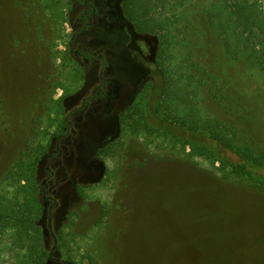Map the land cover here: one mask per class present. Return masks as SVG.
Returning a JSON list of instances; mask_svg holds the SVG:
<instances>
[{
	"label": "rangeland",
	"instance_id": "1",
	"mask_svg": "<svg viewBox=\"0 0 264 264\" xmlns=\"http://www.w3.org/2000/svg\"><path fill=\"white\" fill-rule=\"evenodd\" d=\"M124 2L95 0L93 27L80 32L73 0H0V192L6 186L3 174L20 151L46 145L35 166L37 223L50 251L46 264H264V192L248 186L246 177L224 180L202 157L196 163L186 160L181 148L155 150L154 144L130 136L122 122L124 112L142 101L149 67L159 63L166 38L136 30ZM143 2L157 3L155 17L172 23L167 46L172 54L178 49L180 59L202 66L238 100L234 123L255 152L264 151V33L255 26L233 31L224 0ZM249 2L261 11L264 24V0ZM218 21L228 24L225 33L212 27ZM76 50L111 53L101 68ZM176 61L173 56L171 64ZM100 73L116 80L118 94L109 107L104 97L96 113L93 101L80 111L84 97L100 83ZM56 100L62 112L50 110ZM207 106L205 96L202 109ZM114 114L120 132L100 149L101 130L113 123ZM67 117L69 129L76 131L69 132V149L76 153L78 176L76 186H54L60 173L51 179L48 195L57 205L48 227L41 182ZM64 196L68 208L60 218ZM11 243L6 234L0 238V264H16L15 251L4 248Z\"/></svg>",
	"mask_w": 264,
	"mask_h": 264
},
{
	"label": "trees",
	"instance_id": "2",
	"mask_svg": "<svg viewBox=\"0 0 264 264\" xmlns=\"http://www.w3.org/2000/svg\"><path fill=\"white\" fill-rule=\"evenodd\" d=\"M224 1L227 2L233 31L240 28L252 31L255 26L264 33L261 11L255 12V6L249 0ZM124 4L136 30L156 37L166 36L159 49V63L149 67L150 83L142 101L130 106L122 115L129 135L141 137L148 146L154 144L155 150L176 153L174 150L181 148V156L186 160L196 163L195 159L202 157L224 180L246 177L248 186L264 192V151L257 153L250 147L231 117L239 111L238 100L202 66L191 60L188 62L185 57L180 59L178 49L175 48L176 54H172L171 47H167L172 23L169 18L155 17L153 10L157 3L125 0ZM91 10L89 6L81 11L82 22L87 20ZM212 25L218 33H225L228 29V24L222 21ZM254 55L253 52L249 56ZM173 56L177 60L175 64H171ZM205 96L208 97V106L204 111L202 102ZM31 101L30 97L27 120L32 115ZM50 110L62 112L61 101L56 100ZM64 123L63 119L60 132ZM41 133L44 135V131ZM45 149L46 145L39 144L29 151L27 148L21 150L1 180L6 186L0 192V238L6 234L12 239L11 245L4 248L15 251L16 264H46L44 259L50 253L37 223L40 207L35 166ZM65 263L75 264L71 260Z\"/></svg>",
	"mask_w": 264,
	"mask_h": 264
},
{
	"label": "flooded vegetation",
	"instance_id": "3",
	"mask_svg": "<svg viewBox=\"0 0 264 264\" xmlns=\"http://www.w3.org/2000/svg\"><path fill=\"white\" fill-rule=\"evenodd\" d=\"M74 7L77 9V15L75 17V25L80 26L79 30L80 32H88L92 29V16L96 14L97 12V6L95 3V0H73ZM91 7V11L87 14V20L85 22H82L81 17H79V14L81 13L82 10L88 9L89 6ZM101 45L104 44L103 41L100 42ZM99 43V45H100ZM108 50H105V53H98L94 54L91 50L86 51V53H82L81 50H76L75 54L78 56H81L82 59L85 62H92L95 64H100L101 68L104 67L105 62L108 58ZM111 69V66H107V71ZM99 80L100 83L96 87V89H93L90 94L82 100L81 104V110L83 111L87 109L90 105L91 102H95L96 106L91 108L92 113H96L101 110V102L104 97L108 98V101L105 103L106 107L110 106V101L112 95H117L119 92L120 85L116 82V80H109L104 78V76L100 73L99 75ZM108 88V89H107ZM72 112V114H74ZM86 115H89V112L86 113ZM83 119V115L80 114L79 117L77 118V121L80 123ZM113 123L111 125H107L104 129L101 130L102 132V141H101V147H106L110 145L115 139L116 136L119 134L120 129H119V115L114 114L113 115ZM71 124V120H68V117L65 118V123L62 128V132L58 134L55 138V153L50 154L47 159V164L45 165V171L47 172L48 176L45 177V179L41 182V197L44 200V206H47L46 213L47 215V220L48 221V227H49V221L50 218L54 212V209L57 205V199L53 197V195H48V191L50 189V181L51 179L55 176L56 173H60L59 179L54 183V186L58 187H64L65 185H71V186H76V181L78 176V171L74 174L75 170L77 169L76 164H75V158H76V153L74 150L69 149V145L72 144V134H74L76 131L74 128H70L69 126ZM72 132L70 134L69 132ZM89 154H92L91 150L88 151ZM97 154L99 157H101V152L98 151ZM54 157H58V160H56V163H54ZM96 163L100 164L98 161ZM55 164V169H52V165ZM89 164V163H88ZM88 165H84V169L88 168ZM86 175V172H83ZM77 174V175H76ZM69 176L72 177L71 181L68 182ZM68 182V183H67ZM65 184V185H64ZM52 194L57 193V189H53ZM68 208V197L64 196L62 205L60 207V212H59V217L62 218L64 214L67 212Z\"/></svg>",
	"mask_w": 264,
	"mask_h": 264
}]
</instances>
